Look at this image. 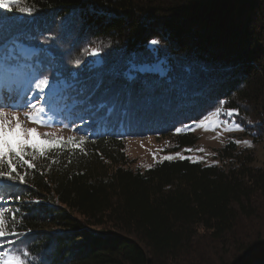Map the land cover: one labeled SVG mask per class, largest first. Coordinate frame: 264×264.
<instances>
[{
  "label": "trees",
  "instance_id": "obj_1",
  "mask_svg": "<svg viewBox=\"0 0 264 264\" xmlns=\"http://www.w3.org/2000/svg\"><path fill=\"white\" fill-rule=\"evenodd\" d=\"M9 7L0 8V74L48 80L87 138L78 168L28 169L24 184L0 179V207H12L19 234L1 240L4 250L25 264L264 262V164L255 150L229 141L219 165L177 159L146 170L125 151L129 136L175 132L221 101L264 141V0ZM177 140L192 146L198 137Z\"/></svg>",
  "mask_w": 264,
  "mask_h": 264
},
{
  "label": "rangeland",
  "instance_id": "obj_2",
  "mask_svg": "<svg viewBox=\"0 0 264 264\" xmlns=\"http://www.w3.org/2000/svg\"><path fill=\"white\" fill-rule=\"evenodd\" d=\"M95 59L98 60L97 53L94 54ZM151 65L147 66V69ZM165 72V70L163 71ZM39 96V99L35 97ZM14 101L22 102L23 104L29 105L25 110L19 111V115L22 122L25 123L27 127H37L40 133H50L52 134L48 138H57L63 137L67 140L69 137H75L79 141L80 137L86 136L83 134V128H81L82 120L78 118H71L70 114L66 112L68 109L66 106L65 109L60 110L62 105L57 103L54 98L51 96V92L45 88L44 92L41 93L35 88L34 83L27 84V75L25 73H18L16 76L10 75V73L0 74V103L10 104ZM35 104L37 108H43L44 111L41 114V118L45 121V126L35 125L27 122L25 119L24 111H31L30 105ZM68 104V102L66 103ZM69 105V104H68ZM228 109H223V114L221 115V121H228V124H221L218 127H215L214 130L205 131L202 128H197L195 131L186 130L177 134L176 132L163 133V129L150 128L148 130L158 131V133H149L145 136H129L126 141L125 151L132 160V167L134 169L146 170L156 163L163 162L165 155H173L176 158L172 160L180 159L179 156H176L179 153L181 156H184L185 159L191 161L199 162L204 165H219L221 164L219 158V151L229 142V141H241L237 144L239 148L242 149H253L256 152L257 166L264 164V141L254 140L253 137L248 133L244 127L240 125L243 131H225V127H231L233 123H236L232 117L226 115ZM212 112H209L207 115H210ZM194 127V124H186ZM185 126V125H184ZM183 126V127H184ZM191 132L197 135L198 140L192 146H180L177 138L181 134ZM36 139V138H34ZM247 141V143H244ZM86 143V141H85ZM85 143L76 149H72L71 146H68L64 150H55L49 154L47 158H37L34 163L36 164L35 169L39 171H46L51 173L53 176H56L61 171L68 169L70 167L81 166L77 161L80 159L79 156L84 151ZM249 144L251 146H249ZM191 148V152H186L184 149ZM203 149V151H199ZM55 160V163L52 161ZM70 161V162H69ZM23 174L27 171L26 178L30 179L29 170L26 168L19 169ZM1 199V198H0ZM0 203L5 204V199L0 201ZM3 207V206H2ZM3 208L7 209L6 219L8 221L7 230H14L15 221L12 220V216L15 215V212L12 211V207L4 206ZM0 238V244L3 245ZM20 256V255H19ZM23 259V257L21 256ZM260 262H256L257 264Z\"/></svg>",
  "mask_w": 264,
  "mask_h": 264
},
{
  "label": "snow or ice",
  "instance_id": "obj_3",
  "mask_svg": "<svg viewBox=\"0 0 264 264\" xmlns=\"http://www.w3.org/2000/svg\"><path fill=\"white\" fill-rule=\"evenodd\" d=\"M20 0H0V8L11 10L10 4H19ZM21 11L30 12V9L22 8ZM153 45L158 44L157 40H152ZM95 54V50L93 51ZM35 88L39 92L43 93L45 88L49 86V82L46 79H40L38 82L33 81ZM37 96L35 99H39ZM29 105L23 104L19 101H14L10 104L0 103V179L7 181H15L19 184H24L27 171L23 174L19 169L26 168L34 169L36 164L34 161L37 158H47L50 153L55 150H64L68 146L72 149L80 148L85 143V138L80 137L79 141L75 137H69L65 140L63 137L48 138L52 134L40 133L37 127H27L22 122L17 114L21 110H25ZM31 111H24L25 119L27 122L45 126V121L41 118V114L44 109L37 108L35 104L30 105ZM223 114V102L219 103V106L210 115L204 116L198 121H193L194 127L191 125H185L184 127H178L175 129L177 134L186 130L195 131L197 128H202L205 131L214 130L215 127L223 124H228V121H221L220 117ZM239 115L236 109H228L226 115L233 117V115ZM225 131H243L238 123H233L231 127H225ZM36 138V139H34ZM239 144L241 141H234ZM247 143V141H244ZM249 146H251L249 144ZM186 152H191V148L184 149ZM203 151V149H199ZM180 159H185L179 153L176 154ZM176 157L173 155H165L163 159L172 160ZM190 159V157H188ZM55 163V160L52 161ZM70 162V161H69ZM43 175V173H41ZM17 212L19 209L16 210ZM7 209L0 207V238L8 236L19 235L15 230L8 231V221L6 219ZM16 216H12V220L15 221ZM5 245L0 244V264H25V261L19 255H14L9 251L4 250Z\"/></svg>",
  "mask_w": 264,
  "mask_h": 264
},
{
  "label": "water",
  "instance_id": "obj_4",
  "mask_svg": "<svg viewBox=\"0 0 264 264\" xmlns=\"http://www.w3.org/2000/svg\"><path fill=\"white\" fill-rule=\"evenodd\" d=\"M257 264H264V262H260V263H257Z\"/></svg>",
  "mask_w": 264,
  "mask_h": 264
}]
</instances>
